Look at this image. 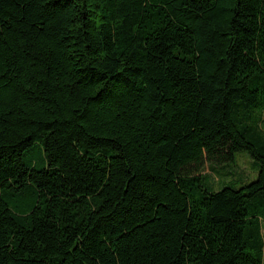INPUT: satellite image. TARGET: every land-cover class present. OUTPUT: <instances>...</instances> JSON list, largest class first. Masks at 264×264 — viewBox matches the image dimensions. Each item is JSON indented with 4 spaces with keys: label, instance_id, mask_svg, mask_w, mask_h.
<instances>
[{
    "label": "trees",
    "instance_id": "16d2710c",
    "mask_svg": "<svg viewBox=\"0 0 264 264\" xmlns=\"http://www.w3.org/2000/svg\"><path fill=\"white\" fill-rule=\"evenodd\" d=\"M262 222L264 0H0V264H261Z\"/></svg>",
    "mask_w": 264,
    "mask_h": 264
},
{
    "label": "rangeland",
    "instance_id": "374dc122",
    "mask_svg": "<svg viewBox=\"0 0 264 264\" xmlns=\"http://www.w3.org/2000/svg\"><path fill=\"white\" fill-rule=\"evenodd\" d=\"M199 171L211 182L213 185L211 188L216 190L222 183L239 186L254 180L257 175V165L244 150H239L234 153L232 162L222 166L203 163ZM260 234L264 239V222L261 223ZM261 264H264V246Z\"/></svg>",
    "mask_w": 264,
    "mask_h": 264
}]
</instances>
